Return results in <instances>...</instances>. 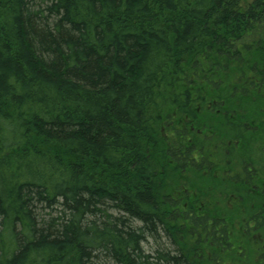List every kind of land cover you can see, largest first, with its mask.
Instances as JSON below:
<instances>
[{"label":"trees","instance_id":"obj_1","mask_svg":"<svg viewBox=\"0 0 264 264\" xmlns=\"http://www.w3.org/2000/svg\"><path fill=\"white\" fill-rule=\"evenodd\" d=\"M0 264H264V0H0Z\"/></svg>","mask_w":264,"mask_h":264},{"label":"rangeland","instance_id":"obj_2","mask_svg":"<svg viewBox=\"0 0 264 264\" xmlns=\"http://www.w3.org/2000/svg\"><path fill=\"white\" fill-rule=\"evenodd\" d=\"M246 2H250L251 0H245ZM146 249L149 250L150 248L157 249V245L153 241H149L148 244L145 245Z\"/></svg>","mask_w":264,"mask_h":264},{"label":"flooded vegetation","instance_id":"obj_3","mask_svg":"<svg viewBox=\"0 0 264 264\" xmlns=\"http://www.w3.org/2000/svg\"><path fill=\"white\" fill-rule=\"evenodd\" d=\"M256 191H258L259 192V190H256ZM233 198H231V200H232Z\"/></svg>","mask_w":264,"mask_h":264}]
</instances>
